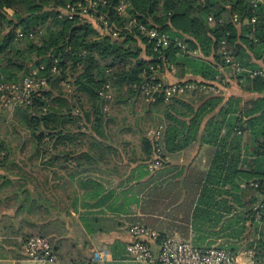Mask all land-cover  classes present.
<instances>
[{"label": "trees", "instance_id": "1", "mask_svg": "<svg viewBox=\"0 0 264 264\" xmlns=\"http://www.w3.org/2000/svg\"><path fill=\"white\" fill-rule=\"evenodd\" d=\"M79 1L0 0V81L18 82L36 67L51 86L35 93L28 104H15L11 121L28 137L24 139L17 125H12L18 134L17 146L0 137V196L6 194L0 201L5 205L21 201L19 208L24 209L23 202L32 195L33 179L43 178L34 187L37 192L50 178L60 179L61 171L70 170L64 163L76 154L67 144L79 145L91 132L105 138L112 121L105 110L106 94L114 90L116 103L148 100L149 113L164 125L157 140L142 133L148 167L156 161V145L162 149V164L167 152H179L198 140L214 148L210 168L198 180L194 216L211 221L214 216L217 221L224 216L216 214L217 210L232 213L234 207H241V216L237 213L231 219L237 217L236 223L243 224L242 233L249 227L254 230L245 249L253 251L255 264H264V218L256 221L252 211L264 186L258 190L242 187L244 182H264V79L237 73L222 50L226 40L243 68L264 65V6L254 7L247 0H126L128 7L122 14L117 10L121 0H106L95 16L103 14L107 26L100 19L93 22L77 15L70 19L64 9ZM235 14L241 18L238 24L232 20ZM253 16L256 22L244 23ZM141 25L169 34L173 42L156 48L141 33ZM175 38L185 47L177 45ZM173 67L181 68L180 77L192 75L175 84L193 88L170 100L157 92L152 101L153 92L145 94L143 86L151 81L170 86L162 73ZM226 69L243 90L259 96L249 100L231 96L225 101L223 94L212 91L211 86L223 84ZM62 81H68V90L55 92ZM188 92L191 97H186ZM29 144L33 147L29 158L20 160ZM95 145L91 143L92 148ZM32 161L41 164V175L28 170Z\"/></svg>", "mask_w": 264, "mask_h": 264}, {"label": "crops", "instance_id": "2", "mask_svg": "<svg viewBox=\"0 0 264 264\" xmlns=\"http://www.w3.org/2000/svg\"><path fill=\"white\" fill-rule=\"evenodd\" d=\"M180 69L166 70L163 80L175 84L192 76L180 77ZM210 89L223 94L225 101L231 96L244 100L259 96L243 90L237 79L224 78L223 84L216 83ZM151 115L143 114L141 123L157 118ZM108 133L111 131L106 130L105 137ZM131 134L126 125L117 129L111 140L110 136L101 138L93 148L74 150L76 157L64 163L70 170L62 171L60 179L50 178L37 187L41 194L34 187L43 178L33 179L32 200L23 202L24 209L19 208L21 201L15 205L0 201V264H150L127 251L133 240L130 229L136 225L157 234L156 239L143 238L155 253L163 239L175 238L190 240L198 247L233 250L241 259L249 256L245 239L231 236L228 223L235 220L231 219L233 213L241 216V207L233 213L217 210L216 214L224 215L217 223L214 216L212 221L194 216L198 180L209 170L214 148L198 140L179 152H167L159 169L150 172L140 136L132 139ZM83 153L90 156L81 157ZM236 225L233 222V227ZM37 235L49 238L56 261L36 260L27 254L26 240ZM98 252L102 254L100 261L94 260Z\"/></svg>", "mask_w": 264, "mask_h": 264}, {"label": "built area", "instance_id": "3", "mask_svg": "<svg viewBox=\"0 0 264 264\" xmlns=\"http://www.w3.org/2000/svg\"><path fill=\"white\" fill-rule=\"evenodd\" d=\"M247 2L254 6H264V0H247ZM106 0H80L76 4H68L64 9L65 14L72 19L75 15L81 16L83 18L95 21L100 19L104 21V24L108 26V22L105 21L103 14L97 18L95 16L96 12L101 5H106ZM128 3L126 0H121L117 8L119 13H126ZM257 16L252 18H245L244 23L256 22ZM235 24L241 22V18L238 14H235L232 18ZM209 21L213 22L214 17L210 16ZM141 33L147 35L151 40L155 42L156 48H166L171 45L173 42L172 37L157 29H150L145 25L140 26ZM22 36V33L19 34ZM115 36L116 33H115ZM174 41L177 42V45L185 47L181 40L175 38ZM222 50L225 54V60L231 67L237 72L242 73L246 72L251 78H262L264 79V65L260 66L257 69H248L243 68L241 63L235 59L233 50L229 48L227 41H222ZM56 68H54V71ZM154 80V78H153ZM46 83L45 79L39 83H35L33 79L27 77L23 81L24 88L27 92L34 91L35 85L38 87ZM12 85H3L0 84V91L4 92L5 90H11ZM14 93H17L19 90L18 85L12 86ZM192 89L193 87L186 84H171L170 86H164L160 82L156 83L154 81L149 82L143 86V91L145 94L151 95L150 99L155 101L157 92L162 93L165 96L166 100H170L173 96L183 93L186 89ZM18 98V96H17ZM21 99V97H19ZM26 101V100H25ZM24 101L21 99L20 103ZM29 102V101H28ZM158 138V137H157ZM156 161L150 164L149 169L155 170L161 166L160 157L162 154V149L159 145H156ZM263 181L253 180L250 182L242 183L243 188L250 187L254 190H258L261 184L264 186ZM258 200L252 207L254 218L256 221L262 222L264 218V194L259 193ZM133 240L127 246V251L129 254L135 258L140 259L150 264H255L253 260L254 253L253 251H248L250 260L243 261L241 257L234 254L231 250L218 247H198L193 244L190 240H182L175 238H165L160 242L159 252L155 253L151 245L145 241L143 238L148 236L149 238H157V234L154 231H151L149 228L144 226H133L130 229ZM25 249L27 254L36 260L42 261H56L57 256L50 242L49 238L43 235L32 236L28 238L25 242ZM102 259V254L97 253L94 257V260L100 261Z\"/></svg>", "mask_w": 264, "mask_h": 264}, {"label": "rangeland", "instance_id": "4", "mask_svg": "<svg viewBox=\"0 0 264 264\" xmlns=\"http://www.w3.org/2000/svg\"><path fill=\"white\" fill-rule=\"evenodd\" d=\"M93 27H96L99 29V26L96 25L95 23L93 24ZM101 32L106 33L104 30H101ZM114 38H117V36H114ZM43 68H45L44 65L41 66V69H43ZM226 71L227 72L224 75V78L226 80L227 79L228 80L229 79H231V80L237 79L235 77V75L233 74V72L230 71V69H226ZM27 77L33 79L35 83H39L45 79L46 83L44 85H40L39 87L37 85H35L34 91L27 92L24 88V85H23V81ZM27 77H24L22 80H20L18 82H12V83H4V82L0 81V84H3L5 86H7V85H12V86L18 85V87H19V90L17 91V93H14L11 91V90H13L12 86H11V90H5L4 92L0 91V137H6L9 141H12L13 147L17 146V144H18V139H17L18 134H16L15 129H12L13 128L12 125H17V124L14 121H11L13 118V115H14L15 104L19 103L21 99L24 101L23 104H26V103L28 104L31 101V99H33L35 93H38L40 91L47 90V89L51 88V86L48 82V77L45 75H41L39 69L36 67L33 68L31 74L28 75ZM224 84H228V81H226ZM68 85H69L68 81H62L59 83L58 87L54 91L58 92L59 90H61V91L63 90V92H66L69 88ZM115 95H116V92L114 90H112V91L108 92V94H106V98L108 101L106 103L105 110L107 111L109 117L112 120L109 123L108 129H107V132L111 131V133H108V137L110 136L109 140L112 139L111 138L112 135H113V137L116 135L117 129L125 128L126 125H129L130 128L132 129V132H133V134H131L132 139H136L140 136L139 139L141 141L142 136H143L142 133L145 132V134H147L148 137H150L152 139L154 138L155 140H157V137L162 132L164 125L160 124L155 119H150V121H146L145 123H141V121H140L143 114H147V113L149 114L148 110H150V106L147 103L148 100L146 101L143 98H132V99L128 100V102L126 101V103H116V101L114 100ZM185 95H187L186 97H191L192 94H189V92H188ZM17 96H18V98H17ZM19 97H21V99H19ZM151 114L153 115L152 112H151ZM16 128H17L16 130L20 134L23 135L24 139L28 137L27 132L22 130L19 126ZM85 130L88 132L90 131V129H88V128H85ZM134 133H135V135H134ZM138 134H139V136H138ZM92 135H93V138L90 137ZM108 137H105V139H108ZM100 139H101V137L96 132H93V133L91 132V134H89V136L81 138L79 145H76V144L74 145L72 143H69V144H67V146H68V148L79 151L80 149H83L86 147L87 148L92 147L91 143L97 142ZM32 148H33L32 145L29 144L27 150L19 155V159L25 160V159L29 158V154L33 150ZM32 162H28L29 164L33 165V166H31V168H28V170H33V171L37 172V174H38L40 172V169H39L40 167L39 166L37 167V165H35V164H38L39 162H36V161H34L33 163ZM61 173H62V171H61ZM39 174L41 175V173H39ZM246 198H248L247 194H246ZM234 208H235V212H236L238 210V208H236V207H234ZM236 214L237 213H233L231 218L233 216H236ZM236 218L234 221L229 220V222H228V223H231V227H229V229H231L230 235L233 237H237V238L240 237L242 239H245V242L247 240H248V242L250 240L252 241L254 238V234H253L254 230L249 227L248 230H245V232L242 233L243 224L237 223L238 225L233 227V222L236 221ZM213 220L216 221L215 218ZM219 220H217L216 223ZM247 224H250V223L248 222ZM215 225L217 226V224H215ZM260 229H263V228H260ZM246 244H248V243H246ZM248 257H249L248 255H245L242 257V260L246 261L248 259Z\"/></svg>", "mask_w": 264, "mask_h": 264}]
</instances>
